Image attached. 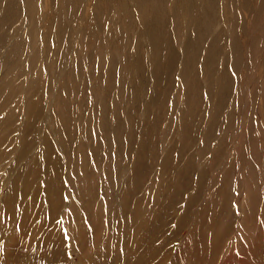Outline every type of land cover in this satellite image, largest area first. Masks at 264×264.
Wrapping results in <instances>:
<instances>
[{"label":"rangeland","instance_id":"obj_1","mask_svg":"<svg viewBox=\"0 0 264 264\" xmlns=\"http://www.w3.org/2000/svg\"><path fill=\"white\" fill-rule=\"evenodd\" d=\"M183 1L0 0V264H264V0Z\"/></svg>","mask_w":264,"mask_h":264},{"label":"bare ground","instance_id":"obj_2","mask_svg":"<svg viewBox=\"0 0 264 264\" xmlns=\"http://www.w3.org/2000/svg\"><path fill=\"white\" fill-rule=\"evenodd\" d=\"M187 0L186 1H183V5H187L186 4ZM212 2L213 0H207L206 4L205 5H209L211 6L212 5ZM203 11V10H202ZM185 13H187V11H185ZM202 13V12H201ZM203 16H204V11H203ZM167 17V16H166ZM162 13H160L159 15L155 12V11H152L151 12V21L149 23L150 25V28L153 32H160L161 29H162V26L164 25V20L166 18ZM146 30L149 32V33H152V31L150 30V28L148 26H145ZM134 61H136L134 59ZM132 61V62H134Z\"/></svg>","mask_w":264,"mask_h":264}]
</instances>
